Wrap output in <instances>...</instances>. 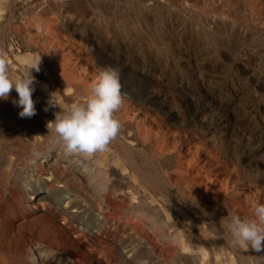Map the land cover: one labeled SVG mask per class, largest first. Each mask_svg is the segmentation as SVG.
<instances>
[{
  "label": "rangeland",
  "instance_id": "rangeland-1",
  "mask_svg": "<svg viewBox=\"0 0 264 264\" xmlns=\"http://www.w3.org/2000/svg\"><path fill=\"white\" fill-rule=\"evenodd\" d=\"M257 28L264 29V0H0V59L7 67L20 74L40 57L35 86L65 105L78 88L75 97L83 99L106 67H118L128 111L139 106L152 115L134 117L132 134L123 125L117 137L137 148L136 163L153 181H171L151 187L111 142L99 166L91 159L99 152L66 155L51 147L45 128L42 154L58 152L62 159L41 177L47 189L58 187L59 202L51 194L42 204L31 200L24 220L28 239L52 249L43 264H226L229 257L243 264L239 250L252 264H264V249L235 251L225 223L231 212L252 217L254 206L264 204V87L258 81L264 82V31ZM132 91L137 98L129 99ZM166 128L168 143L158 142L159 134L154 141L156 129ZM210 142L212 163L232 170L229 184L237 192L234 201L233 193H221L215 206L191 187L182 186L185 196L176 189L182 185L178 159H191L184 167L201 164V148ZM192 143L198 148L186 154ZM111 168L118 173L114 187H108ZM192 200L216 215L223 232ZM79 222L88 231L77 234Z\"/></svg>",
  "mask_w": 264,
  "mask_h": 264
},
{
  "label": "bare ground",
  "instance_id": "bare-ground-1",
  "mask_svg": "<svg viewBox=\"0 0 264 264\" xmlns=\"http://www.w3.org/2000/svg\"><path fill=\"white\" fill-rule=\"evenodd\" d=\"M202 2L203 1H201V3ZM223 4H224V2H223ZM259 12H260V10H259ZM223 15H224V13H223ZM229 21H231V20H229ZM28 22H29V20H28ZM244 24H245V22L242 23L243 27L245 26ZM37 27L39 28V25H37L36 28ZM253 30H256V29L254 28ZM257 31H264V29L259 28ZM254 33H256V32H254ZM261 34H263V32ZM1 37L2 36H0V51L3 50L5 52V49L3 47V44H4L3 39ZM6 65H8V64H6ZM7 68H8V71L12 75H18V73H16V70L19 69L18 67L16 70L13 69L14 67L13 68L7 67ZM243 70L245 72L250 71L245 65L243 67ZM251 75H253V74L251 73ZM258 81H260L259 87H264V82L261 81L260 79H258ZM40 85H41V83H40ZM35 89L36 90L33 93L32 98L35 101V108H36L37 114L35 116H33L32 118H21L19 116V112L21 111V109L14 106L12 103L13 99H18V94L16 93V91L14 89L11 91L8 100H0V264H28L29 261H32L35 264H43V262L47 258H50L49 254L51 253V250H52V249L50 250V248L48 247L50 250V253H49V250L47 249V247H45L44 244H42L41 242L36 243V241H32L31 239H28L27 236H29L28 232L30 231L28 229H30V228H27V225H26L27 222L25 223V221H24L27 214H28L27 208L29 206H31V203H30L31 200L34 201V200L38 199V200H40L39 202L41 203L42 200L45 199L44 200V202H45L47 195L51 194V197H53V199H54L52 201L59 202V197H58L59 195L57 196V192H59L58 187L56 186L57 188H53V189L48 188L47 189V187H45L46 179L44 181L42 179V178H44V176L43 177H41V176L43 174L45 175L46 170L49 169V168H47L45 170V168L48 167L49 164L50 165L51 164L57 165L60 163L59 161H61L62 158L59 155L60 153H58V152H56V153L47 152L46 154L44 153V155H43L40 148H43V147H41V143L44 141V140H42V137L45 138V136H42L41 134L44 132L45 128H47L46 127L47 122L54 120V118H55L54 113L57 111H60V108L59 107H51L46 112L44 109H45V107L48 106V100L49 99H47L45 97L44 93H42L43 91L41 90V88L35 86ZM78 89L76 91H78ZM75 92L73 93V95H71V93H70L71 96L69 95V97H70L69 102L70 103L77 100V98L75 97L76 96ZM138 94H139V92H138ZM138 94H136L135 92L132 91L129 99L137 98ZM129 99H128V101H129ZM57 100L60 101L59 99H57ZM124 100H126V99H124ZM124 100H123V104L120 107V109L115 113V118L119 120L121 126L124 125L127 128L128 134H132V120H133V118L134 117L141 118L142 116L148 117L152 114L150 111L143 110L139 106H136L135 108H133V106H131V107L129 106L130 110L128 111V109H127L128 105H127L126 101H124ZM47 131H46V133H47ZM150 131H152V130H150ZM36 133H37V135H35ZM158 134H159V136L161 135L160 140L158 142H162V145H165L168 143V137L171 135V129L166 128V129H160L159 131H157V129H156L155 135L152 134L154 136L153 137L154 139L152 138L154 141H156L158 139V137H159ZM174 134L175 133H172V135H174ZM40 135L42 137H40ZM176 136H178L177 133H176ZM110 142L114 145L121 146L125 150L127 159L129 161V163L131 164V166L134 168V170L137 173V175L139 176V178H141L147 184L151 185V187H156L159 184H162L164 186V184L167 185L166 183L171 182V181L169 182V179H166V178L154 179L155 181H153L152 176H150V174L143 171L139 167V165L136 163L135 154H136L137 148L134 147L132 144L128 143L124 139L123 140L119 139L117 136L115 138H113ZM42 144H44V146H45V143H42ZM209 144H211V142L204 144V147L201 148V150H202L201 152L203 153L202 154L203 160H202V162L200 161L201 164L197 163V164H195V166L190 167L189 165H187L186 167H184L183 163L184 164H185V162L191 163V159H188V160H187V158L185 160H181V159L179 160L178 159V161H177L178 163L176 164V168H177V172L180 173V176L179 177L177 176L178 177L177 179H178L179 183L182 185L181 186L175 185L176 189H177V191L180 192V194L184 195L185 192H184L182 186L191 187L192 191L196 190L195 192H198L199 197L202 195H205L207 198L212 197V205H213V203L215 204V203L219 202L218 198L220 197L221 193H224L225 196L227 194H230V193L232 195V193H233V196H231V199L234 201L235 199H237L236 198L237 192H235V191L233 192V190H232L233 185L229 184V183H232L231 182L232 170H229L226 167L225 168L222 167V169H221L218 167L219 164L217 162L212 163V159H213L212 153L214 151L212 152L211 146H209ZM32 146L36 148L33 151H32ZM193 147L196 149L198 148L197 145H195L193 143L186 145V152H187L186 154H188V152H192ZM199 147H200V145H199ZM164 148L167 149L166 146H164ZM162 149H163V147H162ZM155 151H157V150H155ZM157 152H159L161 155L166 157V155H164V153L161 150H158ZM107 153L108 152H105V153L99 152L98 157L91 158V159H93V163H95L96 165L99 166L100 163H102V161L104 162V160L107 159L106 158ZM192 153H194V152H192ZM142 154L146 155V153H142ZM152 157H154L153 154H152ZM67 161H69V160H67ZM71 162L72 161H70V163ZM113 162H115V161H113ZM148 162H150V161H148ZM65 163H67V162H65ZM152 163H153V161H152ZM71 164H68L69 167L72 166L73 168H75L73 166V164L72 165ZM63 165H65V164H63ZM209 168H212L213 171L211 172L210 170H207ZM69 169L71 170V168H69ZM204 170L210 171L211 173L210 172L204 173ZM85 171H86V169H85ZM109 171L113 176H111V178L109 179V182H108L109 186L108 187H114V184H118V180L116 178V175H118V173L114 168H111ZM48 174H50V172ZM32 175L34 176V179H31ZM46 175H47V173H46ZM83 177H84V175H83ZM47 178L49 179V177H47ZM155 178H157V177H155ZM88 179H90V178L87 177V180ZM52 180H53V178H52ZM233 181H235V179ZM105 183H107V182H105ZM85 186H86V184H85ZM116 186H115V188H116ZM100 189L101 188H93L92 187L91 192H94L96 194V193L100 192ZM158 190H159V188H158ZM38 200H37V202H38ZM37 202H35V203H37ZM200 202L201 201H199V200H192V201H190L189 205L191 207H194L195 209L197 208L196 210H198V209L199 210H205V208H203L204 206L201 207ZM208 202L211 203V201H208ZM210 203H208V204H210ZM237 204H239V203H237ZM215 205H213V206H215ZM209 206H211V205H209ZM213 206H211V207L215 208ZM211 207H210V209L212 212L215 209L212 210ZM34 208H36V210H38L37 207H34ZM39 208H41V207H39ZM44 209H45V207H44ZM60 210H62V209H60ZM217 210H218V208H217ZM33 211H35V210H33ZM72 211H74V210H72ZM204 215H205V218L207 217L209 222L214 223L215 226L219 227V229L223 232L222 224L219 223V221L217 220L216 217H214L216 215L211 217L210 212H207V211H206V214H204ZM19 218H21V221H19V223H16ZM34 224H35V222H34ZM35 225H38V224H35ZM28 227H31V226L28 225ZM41 228H42V226H41ZM40 230H42V229H40ZM35 232H36V230H35ZM39 234H41V233H39ZM33 238H35V237H33ZM239 249L240 248H238L237 250H239ZM237 250L235 249V251H237ZM222 252L223 251L221 250V253ZM53 253H54V251H53ZM55 253H58V252H55ZM238 254H240V257H241L243 264H252L249 256H247L243 251L239 250ZM196 255H198V254H196ZM57 257L58 256H55V259ZM229 258L230 259L227 260L226 264H234L231 257H229ZM53 259H54V256H53ZM47 262H48V259H47ZM65 264H68V260L65 262Z\"/></svg>",
  "mask_w": 264,
  "mask_h": 264
},
{
  "label": "clouds",
  "instance_id": "clouds-1",
  "mask_svg": "<svg viewBox=\"0 0 264 264\" xmlns=\"http://www.w3.org/2000/svg\"><path fill=\"white\" fill-rule=\"evenodd\" d=\"M40 63V57L34 58L22 73L12 75L6 62L0 59V100H8L14 89L18 99H13L12 103L21 109V118H32L37 114L32 98L37 81L32 71L38 73ZM55 95L51 94L44 109L47 112L51 107L60 108L54 113V120L46 125L51 147L62 150L66 155L91 156L105 151L121 128L115 118V113L123 104L120 69L108 66L102 70L83 99L65 105L55 99ZM225 223L232 247H250L256 252L264 249V204L254 206L252 217L231 212Z\"/></svg>",
  "mask_w": 264,
  "mask_h": 264
},
{
  "label": "built area",
  "instance_id": "built-area-1",
  "mask_svg": "<svg viewBox=\"0 0 264 264\" xmlns=\"http://www.w3.org/2000/svg\"><path fill=\"white\" fill-rule=\"evenodd\" d=\"M86 223L79 222V226H78L79 231L77 232V234H81V230L88 231L89 225H88V223L87 224ZM139 260H140V258H139Z\"/></svg>",
  "mask_w": 264,
  "mask_h": 264
}]
</instances>
